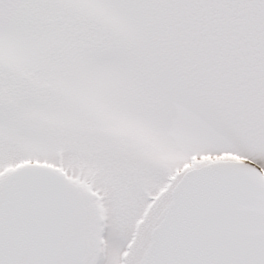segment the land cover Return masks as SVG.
Listing matches in <instances>:
<instances>
[{"label": "snow or ice", "instance_id": "1", "mask_svg": "<svg viewBox=\"0 0 264 264\" xmlns=\"http://www.w3.org/2000/svg\"><path fill=\"white\" fill-rule=\"evenodd\" d=\"M0 264H264V0H0Z\"/></svg>", "mask_w": 264, "mask_h": 264}]
</instances>
